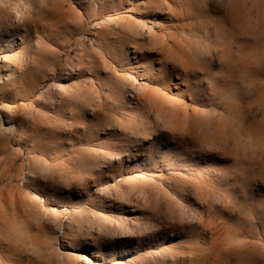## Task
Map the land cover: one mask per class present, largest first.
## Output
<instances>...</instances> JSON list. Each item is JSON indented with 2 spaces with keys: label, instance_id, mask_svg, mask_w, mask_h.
<instances>
[{
  "label": "rangeland",
  "instance_id": "rangeland-1",
  "mask_svg": "<svg viewBox=\"0 0 264 264\" xmlns=\"http://www.w3.org/2000/svg\"><path fill=\"white\" fill-rule=\"evenodd\" d=\"M191 254L264 264V0H0V264Z\"/></svg>",
  "mask_w": 264,
  "mask_h": 264
},
{
  "label": "bare ground",
  "instance_id": "bare-ground-1",
  "mask_svg": "<svg viewBox=\"0 0 264 264\" xmlns=\"http://www.w3.org/2000/svg\"><path fill=\"white\" fill-rule=\"evenodd\" d=\"M142 29V28H141ZM141 29H139V31H137L136 32V36L137 37H140L141 39H142V37H141V32H142V30ZM139 38V39H140ZM137 39V38H136ZM135 47V46H134ZM160 85H162V84H164V82H163V79H160ZM139 87V84L136 82V80H134V82H133V88L135 89H137ZM162 89H163V87H162ZM122 91H123V88L121 89ZM156 119H157V125H160V126H157V127H161V129H162V127H165L164 125H166V121L164 120V119H160V116L159 115H157L156 114ZM155 126H156V122H155ZM154 126V127H155ZM131 128H132V130L129 132V134L127 135L128 136V142H130V143H133L134 141H133V139H136V137L138 136V137H141V139L139 138V140L138 139H136V140H138V141H142V138H144L143 136L145 135V130H144V128H143V125L141 124V123H139V122H137V123H135L134 125H132L131 126ZM156 130H158V129H156ZM182 130V129H181ZM159 131V130H158ZM160 132V131H159ZM125 135V134H124ZM82 164L83 165H85L86 167H88L89 168V165L90 164H88V160L87 159H82ZM135 181L136 180H133V181H130L129 183L130 184H135ZM109 200H111V199H109ZM110 202H113V201H110ZM114 203V202H113ZM111 205V204H110ZM130 207H132V206H130ZM118 210V208L116 207L115 209H114V212H116ZM131 210H134L133 209V207H132V209ZM112 212V208L111 207H99V208H97L96 209V213H94L93 211H89L88 213H87V218H89V219H91V225H96L97 226V231H96V235L97 236H100L101 234H103V233H107V228H111V226L113 225V222H112V220H111V215H110V213ZM132 212H134V211H132ZM121 215H122V213H121ZM126 218H123V216H120L119 218H118V224H117V226H116V229H118L120 226H127V227H129L130 225H131V223H129V221H126L125 220ZM71 223V222H70ZM70 226H68L69 227V229L68 230H66V232H63V234L65 235V236H67L68 235V233H69V231H70V229L73 227V224L71 223V224H69ZM75 225V224H74ZM75 228V230H76V237L78 238V237H80L81 235H87V236H90V240L91 241H93L94 243H95V240L92 238V236L90 235V233L88 232L89 231V229H90V227L91 226H87L86 228V230L85 231H83L84 229L82 228V226H80L79 224H76L75 226H74ZM11 231H14V232H16L17 233V235L16 236H19L20 234H22L25 230H19V229H11ZM86 232V233H85ZM76 237H72L71 238V240L72 241H74L75 239H76ZM26 238V237H25ZM23 239V238H22ZM12 244L14 245V246H17V244H18V240H12ZM17 254V253H16ZM191 256H192V254H191ZM24 257H25V255H24ZM29 257H30V255H29ZM66 257H67V255H66ZM30 258H32V257H30ZM194 257L192 256L191 258H190V264H193L194 263V259H193ZM195 259H196V257H195ZM14 260V262H13V264H31L30 263V259L28 258V255H26V260L25 259H23L22 258V256L21 255H19L18 257H15V259H13ZM25 260V261H24ZM33 260V259H32ZM34 261V260H33ZM39 261V260H38ZM44 263V262H43Z\"/></svg>",
  "mask_w": 264,
  "mask_h": 264
}]
</instances>
